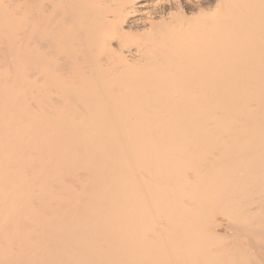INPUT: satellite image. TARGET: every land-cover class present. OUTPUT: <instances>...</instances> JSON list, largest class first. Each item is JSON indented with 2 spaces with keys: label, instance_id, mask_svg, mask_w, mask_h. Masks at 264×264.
Returning a JSON list of instances; mask_svg holds the SVG:
<instances>
[{
  "label": "bare ground",
  "instance_id": "1",
  "mask_svg": "<svg viewBox=\"0 0 264 264\" xmlns=\"http://www.w3.org/2000/svg\"><path fill=\"white\" fill-rule=\"evenodd\" d=\"M0 264H264V0H0Z\"/></svg>",
  "mask_w": 264,
  "mask_h": 264
}]
</instances>
